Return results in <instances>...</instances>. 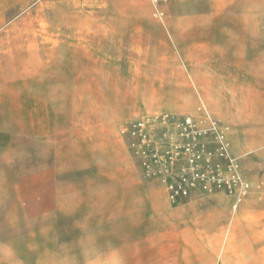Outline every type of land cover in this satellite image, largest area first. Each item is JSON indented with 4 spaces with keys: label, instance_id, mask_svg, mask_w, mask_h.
Masks as SVG:
<instances>
[{
    "label": "rangeland",
    "instance_id": "obj_1",
    "mask_svg": "<svg viewBox=\"0 0 264 264\" xmlns=\"http://www.w3.org/2000/svg\"><path fill=\"white\" fill-rule=\"evenodd\" d=\"M0 264H264V0H0Z\"/></svg>",
    "mask_w": 264,
    "mask_h": 264
},
{
    "label": "built area",
    "instance_id": "obj_2",
    "mask_svg": "<svg viewBox=\"0 0 264 264\" xmlns=\"http://www.w3.org/2000/svg\"><path fill=\"white\" fill-rule=\"evenodd\" d=\"M143 125L144 124L142 122L135 123L134 126H133V130H132L133 133H137L139 136H142L143 137V132H142ZM172 191L177 192V189H173L172 188Z\"/></svg>",
    "mask_w": 264,
    "mask_h": 264
}]
</instances>
